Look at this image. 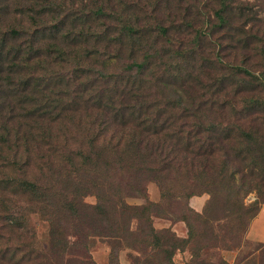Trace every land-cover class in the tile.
Listing matches in <instances>:
<instances>
[{"label": "trees", "instance_id": "16d2710c", "mask_svg": "<svg viewBox=\"0 0 264 264\" xmlns=\"http://www.w3.org/2000/svg\"><path fill=\"white\" fill-rule=\"evenodd\" d=\"M79 1L0 0V245L27 230L21 201L50 225L46 254L5 243L0 264H96L97 240L110 264L123 248L174 264L193 245L189 264H228L204 256L219 245L264 264L245 240L264 204V0H212L213 18L199 0ZM178 207L183 240L153 226Z\"/></svg>", "mask_w": 264, "mask_h": 264}, {"label": "rangeland", "instance_id": "374dc122", "mask_svg": "<svg viewBox=\"0 0 264 264\" xmlns=\"http://www.w3.org/2000/svg\"><path fill=\"white\" fill-rule=\"evenodd\" d=\"M250 1L254 2L255 0H250ZM79 2H80L79 0H75L76 4H74V8L80 6ZM185 3L186 2H182L183 5H185ZM216 5L217 3H214L212 0H199L197 2V7L199 8L198 9L196 8L194 10V13L197 16L200 15L201 17L213 18L212 7H216ZM173 8H175V6ZM16 17H18L17 14ZM164 18H166L165 15ZM14 20L15 19H13L12 16H10L8 21L5 20L3 22L4 28L10 27ZM175 20L176 23L179 24L178 20L180 19L178 20L175 19ZM184 33H185L184 35H187L188 37H193L194 35L193 32L191 31L188 32L184 31ZM179 36H183L182 32L179 34ZM146 188L148 192V200L150 202L158 203L162 200L161 190L157 183L148 182ZM209 198L210 196L208 194L194 196L188 201V205L197 213H202ZM148 200L141 197H132V198H127V203L131 206L140 207L145 205ZM85 202L94 205L96 203V197L88 196L85 198ZM19 206H20V212L27 220L26 221L28 224L27 230L24 233L19 232V236L13 235L12 233L4 230L0 247L2 249L5 248V243H9L8 245L10 246V245H18L19 243H21L20 241L22 242L25 241L30 246H32L34 256L41 257L44 254H46L48 251L49 238H50L49 237L50 225L45 220L38 207L30 206V204H28L25 201H21ZM180 210L181 207L180 209L178 207L177 210L175 208L176 212L175 214H173L175 216L170 218L153 217L154 228L157 231L162 232L161 234L167 236L174 235L178 239H182V240L187 239L189 236V228L187 226V223L180 219L182 215L181 213H179ZM246 236H245V240L248 244L252 246L254 244H257L255 242H249L246 239ZM150 250L151 249L148 250L149 254H151ZM194 250H196V247L193 245V247L190 246L183 251H177L174 257V264H189L192 261L193 256L196 255V252L194 253ZM247 250L248 249H245V251ZM110 252H111V245L107 240H97L95 245L90 249L91 257L96 264H110L109 263ZM239 252L240 249L237 247H233L231 250H226L221 248V245H219L216 248L214 247L209 249L207 251V254L204 256L208 257L211 261L215 263L226 261L228 264H236L238 258L240 257ZM136 258L141 259L144 258V256L142 257L141 252H137L133 249H128V248H123L119 252L120 264H137Z\"/></svg>", "mask_w": 264, "mask_h": 264}, {"label": "crops", "instance_id": "0c3cea01", "mask_svg": "<svg viewBox=\"0 0 264 264\" xmlns=\"http://www.w3.org/2000/svg\"><path fill=\"white\" fill-rule=\"evenodd\" d=\"M246 239L249 242L264 244V204L258 216L251 223Z\"/></svg>", "mask_w": 264, "mask_h": 264}]
</instances>
